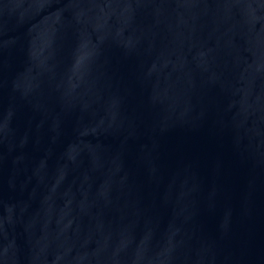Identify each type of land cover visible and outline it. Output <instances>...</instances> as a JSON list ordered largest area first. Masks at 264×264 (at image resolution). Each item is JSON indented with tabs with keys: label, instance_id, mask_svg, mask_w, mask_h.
<instances>
[{
	"label": "water",
	"instance_id": "obj_1",
	"mask_svg": "<svg viewBox=\"0 0 264 264\" xmlns=\"http://www.w3.org/2000/svg\"><path fill=\"white\" fill-rule=\"evenodd\" d=\"M0 264H264V0H0Z\"/></svg>",
	"mask_w": 264,
	"mask_h": 264
}]
</instances>
